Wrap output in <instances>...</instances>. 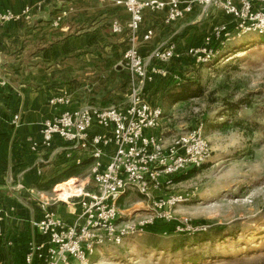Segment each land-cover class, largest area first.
Listing matches in <instances>:
<instances>
[{
  "label": "built area",
  "instance_id": "built-area-1",
  "mask_svg": "<svg viewBox=\"0 0 264 264\" xmlns=\"http://www.w3.org/2000/svg\"><path fill=\"white\" fill-rule=\"evenodd\" d=\"M114 5L128 16L125 26L118 20L111 24L114 34L128 32L121 63L129 77L126 101L120 106L87 105L64 110L42 122L39 141H28L30 152H51L53 158L62 153L75 166L91 160L87 177L91 189L80 185L70 190L65 200H59L57 195L41 199V217L29 221L40 240L28 243L24 264H92L100 250L123 246L158 222H174L173 231L178 234L206 229L193 225L187 218L175 221L173 210L188 201L187 195H160L173 177L210 162L212 150L203 134V124L165 136L163 112L149 102L145 91L158 80L164 82L170 73L169 65L183 55L196 65L206 66L229 43L249 34L264 36V0H114ZM195 8L199 21L213 12L221 13L226 21L212 25L199 45L185 51H179L177 43L167 39L157 42L147 57L141 55L140 43L155 39L153 25L141 31L146 14L163 13V24L170 26L192 14ZM30 17V8L20 13L0 11V26ZM173 80L178 77L173 75ZM69 103V97L62 93L48 99L50 106ZM18 120L14 116L12 124L17 126ZM131 191L142 196L149 209L130 220L120 204ZM50 202H62L67 208H77L79 213L72 223H66L52 210ZM6 218L0 200V240Z\"/></svg>",
  "mask_w": 264,
  "mask_h": 264
},
{
  "label": "rangeland",
  "instance_id": "rangeland-1",
  "mask_svg": "<svg viewBox=\"0 0 264 264\" xmlns=\"http://www.w3.org/2000/svg\"><path fill=\"white\" fill-rule=\"evenodd\" d=\"M225 21L221 13L213 12L197 24L183 45L174 40L183 49L197 46L212 25ZM52 23L58 29L61 20ZM224 54L209 66L196 65L184 55L169 65L164 81L175 74L182 81L194 80L192 88L202 89L199 98L171 105L158 92L156 82L161 80L145 91L149 102L164 112L165 136L207 122L203 134L212 150L210 162L195 169L198 171L186 180L176 181L191 169L173 177L160 192L165 198L187 195L188 201L173 210L175 221L187 218L205 231L178 234L173 231L174 222H158L123 246L100 250L92 264H264V37H241L230 43ZM229 119L232 124L220 129ZM81 174L76 180L58 182L46 196L65 200L63 193L70 195L75 186L91 189L87 185L88 169ZM67 182V186H60ZM50 204L65 206L62 202ZM120 206L130 220L149 209L143 197L133 191Z\"/></svg>",
  "mask_w": 264,
  "mask_h": 264
},
{
  "label": "crops",
  "instance_id": "crops-1",
  "mask_svg": "<svg viewBox=\"0 0 264 264\" xmlns=\"http://www.w3.org/2000/svg\"><path fill=\"white\" fill-rule=\"evenodd\" d=\"M24 8L31 9L30 20L0 26V83H5L0 85V200L7 214L0 264H24L28 243L40 240L29 221L41 217V199L49 197L32 184L45 183L72 166L62 153L53 158L51 152L29 151L28 141L40 139L42 122L87 105L120 106L128 94V72L121 65L128 32L111 31L114 20L125 26L128 16L114 0H0V11L20 13ZM197 12L195 8L170 26L163 24V13L146 14L141 31L153 25L155 39L140 43L141 55L147 57L157 42L167 39L183 45L200 23ZM56 19L61 20L58 29L52 23ZM60 93L69 97L68 106L48 105ZM14 116L19 117L17 126ZM52 210L66 223L79 213L63 205Z\"/></svg>",
  "mask_w": 264,
  "mask_h": 264
},
{
  "label": "trees",
  "instance_id": "trees-1",
  "mask_svg": "<svg viewBox=\"0 0 264 264\" xmlns=\"http://www.w3.org/2000/svg\"><path fill=\"white\" fill-rule=\"evenodd\" d=\"M257 36L258 37H264L263 35H257ZM229 45H230V43L224 48V50H222L221 54L227 53V51L229 50ZM210 64H208L206 66H209ZM193 83H194V80L189 79V80H183L182 81V78H180V76H179L177 81L173 80V79H169V80L164 81V82L158 81V82H156V87L158 89V92L160 93L161 98L163 97L164 99H166L169 102V104L175 105L178 103L187 102V101L194 99V98L195 99L199 98L202 95V89L199 86H196L194 89L192 88ZM230 108H231V106H230ZM163 117H164V112H163ZM228 124H232V119H229L226 122H223L219 128L222 129L224 127V125H228ZM203 128L204 129L207 128V122L203 123ZM90 163H91V160H84L80 165H78V166L72 165L71 167L67 168L65 171H63L59 175L49 179L47 182L40 183V184L39 183L34 184L33 186L38 191H46L47 192L54 185L58 184V182H65L68 179L80 177L82 175L81 174L82 171L88 169ZM196 171H198V170L191 169L190 171L186 172L185 175H182L181 177L177 178L176 181L186 180L189 177H192Z\"/></svg>",
  "mask_w": 264,
  "mask_h": 264
},
{
  "label": "bare ground",
  "instance_id": "bare-ground-1",
  "mask_svg": "<svg viewBox=\"0 0 264 264\" xmlns=\"http://www.w3.org/2000/svg\"><path fill=\"white\" fill-rule=\"evenodd\" d=\"M64 194H65V195H67V196L69 195V194H68V193H66V192H65V193H63V195H64Z\"/></svg>",
  "mask_w": 264,
  "mask_h": 264
}]
</instances>
